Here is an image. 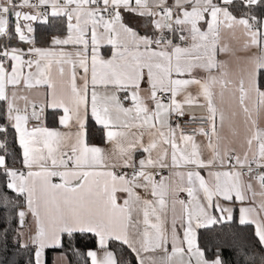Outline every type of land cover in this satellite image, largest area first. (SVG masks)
<instances>
[{"label": "snow or ice", "instance_id": "snow-or-ice-1", "mask_svg": "<svg viewBox=\"0 0 264 264\" xmlns=\"http://www.w3.org/2000/svg\"><path fill=\"white\" fill-rule=\"evenodd\" d=\"M225 33L256 49L232 73ZM262 118L264 0H0V239L24 264H228L199 234L238 208L264 249Z\"/></svg>", "mask_w": 264, "mask_h": 264}, {"label": "trees", "instance_id": "trees-1", "mask_svg": "<svg viewBox=\"0 0 264 264\" xmlns=\"http://www.w3.org/2000/svg\"><path fill=\"white\" fill-rule=\"evenodd\" d=\"M38 38L43 41L48 38V34L40 29L37 32ZM47 124L49 127H56L57 124L53 120L51 111H48ZM89 142L92 144H101L103 139L101 134L96 130L94 124L90 125V135ZM19 166V165H17ZM10 197L15 198V194L10 190H7L2 183H0V197ZM3 213L0 211V216ZM6 225L0 221V229ZM91 237H85L77 245L81 250H86L87 248L93 247L90 243ZM199 240L201 247H211L215 251L213 243L214 241L219 243L223 249V255L228 264H246V258L242 255H238V250L244 249L249 253V259L254 256L256 264H260V258L264 256V249L260 248L257 239L254 234V229L251 225H240L236 219L232 222H227L224 224H219L214 227L213 230L206 231L201 229L199 234ZM113 248L116 251L117 257H123L125 260L129 259L128 250L126 247L121 248L118 244H114ZM64 249L59 248H49L45 250V262L46 264H53V258L55 254H62ZM27 259L26 254L18 251V246L13 240L12 233H9L7 241L0 239V264H24ZM133 259V264H135V259ZM71 264H78L77 258L69 256Z\"/></svg>", "mask_w": 264, "mask_h": 264}, {"label": "crops", "instance_id": "crops-1", "mask_svg": "<svg viewBox=\"0 0 264 264\" xmlns=\"http://www.w3.org/2000/svg\"><path fill=\"white\" fill-rule=\"evenodd\" d=\"M128 22L133 26H137L141 32L144 31V23L141 20H139L138 18L129 17ZM222 40H223L224 44H227L229 46V48H231L233 50V52L221 53L217 57L220 61L226 62L225 71H227L229 73H232L236 70L238 59L242 60V58H244L246 56H250L256 52V49H252L250 51L242 50L240 44L236 40L232 39L231 36L227 33H225L223 35ZM199 75H203V73H199ZM145 87H146V85H145ZM48 111H51V110H48ZM261 123H262V125H264V118L261 119ZM96 145L106 147V148L110 147V146L106 145L104 143V141L101 144H96ZM137 158H139V155L137 156ZM165 175H167V171L165 172ZM181 195H182V198H184V194H181ZM135 219H136V216L134 213L133 214V220H135ZM141 219H142V217H141ZM234 219H236V221L239 223L238 208L234 210ZM28 220H29V226L31 227V217H29ZM167 220H168L169 225H170V221H171V207H170V205H169V209H168ZM251 226L253 227L254 232H255V226L254 225H251ZM168 252L169 253L171 252V245L168 246ZM143 255L145 256L146 264H179V258L178 257H174L173 260L171 262H169L165 253L162 251H159V250H157L155 252L150 251L148 253H144ZM59 256H60V254H57L54 257H59ZM53 264H54V258H53Z\"/></svg>", "mask_w": 264, "mask_h": 264}, {"label": "rangeland", "instance_id": "rangeland-1", "mask_svg": "<svg viewBox=\"0 0 264 264\" xmlns=\"http://www.w3.org/2000/svg\"><path fill=\"white\" fill-rule=\"evenodd\" d=\"M55 254L54 256H56ZM54 264H65L62 254L59 257H54Z\"/></svg>", "mask_w": 264, "mask_h": 264}, {"label": "built area", "instance_id": "built-area-1", "mask_svg": "<svg viewBox=\"0 0 264 264\" xmlns=\"http://www.w3.org/2000/svg\"><path fill=\"white\" fill-rule=\"evenodd\" d=\"M187 120H188V117H185L184 120L180 121V123L184 124L185 121H187ZM193 126H194V125H193ZM189 130H190V129H189Z\"/></svg>", "mask_w": 264, "mask_h": 264}]
</instances>
